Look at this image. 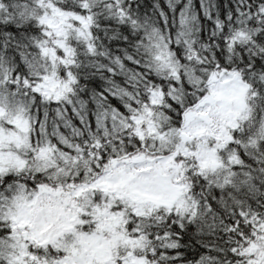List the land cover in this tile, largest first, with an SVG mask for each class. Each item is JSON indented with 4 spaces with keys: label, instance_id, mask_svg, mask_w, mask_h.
Masks as SVG:
<instances>
[{
    "label": "snow or ice",
    "instance_id": "1",
    "mask_svg": "<svg viewBox=\"0 0 264 264\" xmlns=\"http://www.w3.org/2000/svg\"><path fill=\"white\" fill-rule=\"evenodd\" d=\"M0 264H264V0H0Z\"/></svg>",
    "mask_w": 264,
    "mask_h": 264
}]
</instances>
